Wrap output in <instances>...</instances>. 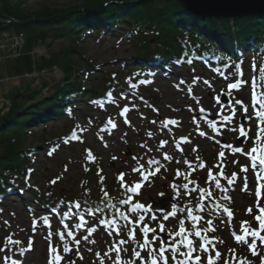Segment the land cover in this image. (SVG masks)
<instances>
[{
  "label": "trees",
  "instance_id": "obj_1",
  "mask_svg": "<svg viewBox=\"0 0 264 264\" xmlns=\"http://www.w3.org/2000/svg\"><path fill=\"white\" fill-rule=\"evenodd\" d=\"M27 1L0 0V29L4 28L2 23L4 24V21L9 19L11 25L5 27V30L22 32L25 36L24 46L18 57L9 56L4 62L0 60V80L33 73L40 78L42 73L55 69L58 70L60 77L57 81L53 79L51 85L41 84L39 86L34 85L35 78H32L23 86L13 89L5 97L8 105L3 108V111L0 110V205L3 201L18 200L25 210L31 215H37L38 218H40L38 213L52 215V210L55 213L58 212L59 219L63 217L65 211L71 210L74 213L78 211L79 215L75 216L74 221L72 218L65 219L73 224L71 228L73 237L66 236L67 240H65L68 242V247L75 249V246L77 248L82 246L85 251L101 253L99 264H113L115 253L111 251V246L116 244L118 239H127L129 227H140V225L122 227L121 235L117 237L115 228L125 225V221L118 220V224L111 230V235H109V230L99 223L100 220L113 219L116 209L125 212V205L121 204V200L126 199L128 194L119 186L117 178V174L122 172V169L117 166L114 168L113 164L109 163L113 174L111 179L107 178L101 168V162L86 144L81 142L82 157L80 160L84 168L81 171L82 178L75 187L79 189L78 194L65 192V189L71 190L72 186H68L66 181L60 182L59 179L55 180V183H51L54 180L49 181L50 184L44 186V189L37 186L27 187L25 182L32 178L35 171L34 165L38 158L39 149L30 142L35 135L36 128L46 126L48 123L54 124L64 116H69L71 128H66L61 134V137L67 136L72 129H77L75 123L77 120H81L87 126L89 122L87 123L86 118L91 115L90 112L93 111L94 106H97L91 101H98V98L110 88L123 89L127 86L123 80L128 79L129 83H134L138 78L150 75L157 69L175 64L182 65L189 61H199L201 65L209 67L212 72L216 73L218 78H224L226 83L234 82L235 78L247 82L246 68L242 65L239 54L249 52L257 68L264 66V14L231 19L202 18L188 11L179 0H74L66 7H58L44 1L36 11L27 12L23 9ZM105 36L115 37L131 47L136 54L133 60L141 59L142 69L140 71L124 70V77L119 83L113 82V75L106 78L98 76L103 72L96 71V66L84 58L77 43L89 37L102 38ZM57 41L64 42L65 47L58 52L50 53L48 58L31 55L37 47H44L47 43ZM237 63H241L242 76L236 72ZM254 75L261 84H264V74L257 71L253 72L252 77ZM91 77H94L97 84L86 88V83ZM246 84L252 89L248 82ZM259 90L264 91V88ZM131 94L136 95L133 92ZM82 98H86L85 113L81 112V109H76L74 104L76 100ZM136 98L141 99V97ZM91 120L90 123L93 125L95 119ZM99 124L102 125L104 122L100 121ZM251 131H253L252 128ZM255 134L256 126L252 137ZM54 138L57 139L42 138L41 147L48 151L51 143L60 140L58 136ZM247 143L252 145V141ZM86 150L91 151L95 158L94 162L87 160ZM149 158L154 157L146 153L140 163L131 157L130 162L127 163V169L123 171L126 173L125 180L129 183L139 180V174L133 173L132 168L137 167L138 164L146 165ZM187 160L197 166L189 179H195L196 186L202 185L214 193L211 199L205 198V212L199 214L202 219L196 223L204 235L217 238V241H223L222 244L216 242V248L220 251L224 239L216 219L220 220L224 216L220 214L222 208L216 210L212 206L223 204L232 207V200L229 202L223 198L224 196L231 198L232 187L226 185V179H222L221 183L228 187V191L221 193L215 189L214 183L211 187L204 183L209 169L218 173L219 169L214 167L218 165V162L209 163L199 153L195 158H187ZM160 161L163 165L160 172L151 177L150 182H144L139 195L134 197V202L145 206L151 205L153 209L162 207L170 211L171 206L167 203L173 195L170 183L183 185L186 182L183 175L177 178L176 172L179 169L187 174L191 169H188L187 165L179 167L173 160L161 159ZM200 163H205L206 167L200 169L198 167ZM85 168L89 170L85 171ZM229 168L231 166L224 170L226 178H228ZM98 169L102 170L99 176L97 175ZM100 176L104 177L102 183ZM163 188L165 191L162 190ZM158 189L161 191L157 192ZM105 191L108 193L107 197L104 196ZM161 192L165 193L163 197L159 195ZM148 193L155 194L158 203L154 204L149 200L151 195ZM173 202L177 204L178 209H185V211H178L176 217H169L166 221L163 220V214L160 212L149 213V216L155 214L157 219L152 221L146 216L145 223L155 228L157 232H159V224L163 223L165 231L159 232L163 239L174 236V233L179 230V220L184 219L186 221L185 235L191 232L189 238L198 242L194 230L191 229L193 222L186 218V209L192 207L194 214L198 215L195 207L201 202L199 193L182 194ZM75 203L81 205L79 210L73 208ZM99 208H103L104 211H96L95 215H92L93 210ZM125 214L131 219L132 214L127 212ZM80 215L83 216L85 223L83 227L75 228L74 223L79 222ZM87 218L95 220L96 223L89 225L85 220ZM208 219L213 220V227L216 229L213 232H204ZM1 222L0 214V225ZM90 226L96 231L86 241L83 237L87 235V229ZM151 235L152 233L149 234V238ZM140 237L141 234L137 232V238L140 239ZM74 238H78L80 243L76 244ZM157 245L159 246V241L156 242L155 246ZM122 247L127 249L120 254L122 260L126 261L131 258V251L137 245L129 242ZM0 249H3L0 251V264H11L9 258L14 256L13 248L8 247L3 238L0 239ZM105 252L109 255H105ZM166 255L170 254L166 253ZM212 255L215 253L213 252ZM235 255L236 258L239 257V260L251 257L250 252L246 254L235 252ZM227 260L230 264L233 258ZM248 262L258 264L252 259Z\"/></svg>",
  "mask_w": 264,
  "mask_h": 264
},
{
  "label": "rangeland",
  "instance_id": "obj_2",
  "mask_svg": "<svg viewBox=\"0 0 264 264\" xmlns=\"http://www.w3.org/2000/svg\"><path fill=\"white\" fill-rule=\"evenodd\" d=\"M44 1L47 4L66 7L74 0H28L23 9L27 12L36 11ZM2 25L6 26L3 23ZM3 32L6 33L5 30H2L0 33ZM2 39L4 38L2 37ZM13 39L14 36H12V40ZM77 46L84 54V58L96 66V71L100 70L103 72V74H98V76L106 78L113 75L112 80L114 83L122 82L124 70H132L140 62L139 60H133L136 58L134 50L115 37H89L84 41L78 42ZM44 47H37L32 51L31 55L48 58V56L51 55L50 53L58 52L62 47H65V43L57 41L51 44L47 43ZM9 48L6 49L7 53L4 56L9 55ZM20 49H22V47L18 48V50ZM5 60L7 59L1 60V62ZM247 61H249V59ZM246 67H249L248 63ZM121 70H123V72H121ZM35 74L36 73L25 74L21 77L8 78L0 82V110H4L3 107H1L3 103H8L5 99L7 94L13 89L19 88L31 81L32 78H35L34 85L39 86L41 84L51 85L53 79L57 81L60 77L56 69L50 70L48 73H42L40 78ZM162 74L166 75L167 70H164ZM36 77L39 79L38 81ZM207 79L208 77L205 69L198 67L196 64H194V66L183 65L174 69L173 74L167 80H159L153 77L150 78V83L142 85L140 88L137 87V82H135L138 95L146 100L149 105L145 103H134L129 99L130 96H127L123 91L119 94H114L112 102L117 99L124 100L125 102L121 104L129 108L128 114H125L129 123H122L121 119L117 118L118 116L113 110V107L109 105L105 109L108 115L104 117H106V119H111L113 123L117 125V127L112 128V136H107L105 134V137H102L100 143L96 142L97 140L93 135V130L85 129L84 134V142L87 148H89L94 156H96L97 160L101 162V168L107 178L111 179L113 174V172L110 171L111 168L109 163H112L114 168L116 166L119 169L121 168L123 172L127 169V163L130 162L131 157H139V161L142 162L146 153L157 159H161L159 158L161 154L167 153L174 160L179 161L178 164L181 166L185 161V158H183L184 155L187 158L191 156L193 159L199 152L202 154L203 159L209 163L218 161V163L222 162L225 168L231 166L230 177L233 172H239L240 166L249 164L248 160L243 158L242 155L236 157L235 155L238 153L232 154L230 149L221 148V144L233 145L237 138L234 133L231 135L223 134L224 130L222 128L230 124L229 122L222 123V117L231 114L226 112V109H221V107L215 103L219 97V91L221 89L220 84L210 82ZM123 81L124 84H129L127 79ZM204 81L208 83L205 84ZM96 84L94 77H91L86 83V88ZM190 89L191 91H189ZM85 99L86 98H82L80 99L81 101L77 102L76 109H82L81 112H86L84 109ZM151 109H155L157 113L153 112ZM189 109L193 110L190 111ZM201 109L209 114V119L213 117L215 120L220 121V130H217V132L220 133V137L214 134L209 124H206L209 119L203 120L200 118L201 115L199 112ZM92 113H94L93 116L95 117L101 115V112L98 111L90 112L91 115ZM239 116L240 115H236L233 120H236ZM87 119L89 120L90 116H88ZM165 119H172L178 121V123L176 125H169L165 128L162 126V122ZM152 121H156V123H152ZM75 123L77 129H79L78 126L83 127L85 125L81 120H77ZM70 126L71 124L68 120H61L54 122V124L48 123L46 126L36 128L35 135L30 142L34 147H38L39 151L36 164L34 165V174L28 182L30 185H36L38 188L44 189V186L50 184L49 181L59 179L60 182L66 181L67 184H69L68 186H72L71 190L66 187L68 189H65V192L68 191L73 194H78L77 191L79 189L75 187L77 183L79 184L80 178H82L81 171L84 168L80 160L82 157V146L80 143L76 144L73 141L71 142V139H69L68 143L54 141L57 139L54 138V136L60 137L63 133L62 131L66 128H71ZM235 126L236 124L233 123L234 128ZM84 127L87 128L88 126ZM201 131L205 133L203 137L199 135ZM149 133L152 135L149 136ZM251 136H253V133ZM181 137H186L187 140L190 141V143L180 144V149H182V151L177 149L176 146ZM42 138L54 139L52 140L54 143H51V146H57V149L55 152H52L51 155L41 147ZM161 140L168 142L163 148L159 147ZM217 141H219V143H217ZM142 145L146 146L142 147ZM194 148L196 151H193ZM220 151L225 152V159L223 161L218 157ZM113 157H116V159H113ZM234 158H237V160L239 158V166L237 168L234 167L232 163ZM217 168L218 167H216V169ZM234 168H236V170L233 171ZM243 176L244 173L238 176L240 178L235 183V190L230 192V196L232 195V207L230 209L234 219H232L231 222L223 220L224 224L219 222L221 220L216 219L218 221V227H220L222 231L225 243V246H222L223 255L230 252L229 249L237 248L241 251H246L248 249L247 245L238 244L232 235V233L238 235L242 234L241 226L247 220L246 210L250 206L255 210L256 182L254 176L251 172L247 173L249 191H242ZM162 190L165 191L164 188ZM156 191L159 192L161 190L158 189ZM148 194L151 195L149 200L154 204L158 203L155 194ZM1 212L2 222L0 225V239L3 238L6 240V245L13 248L12 252H16L15 256L11 258L14 261H18L20 264H48L49 241L44 234L45 230L42 229L33 233L32 221L28 213L23 210L20 203L6 202L4 207L1 208ZM50 222L53 230H65V228L61 227L58 220H51ZM254 226L257 227V224ZM47 232L49 233L48 230ZM30 238L31 251L28 250ZM65 240H67L66 237ZM16 241H19V243H15ZM248 241L249 243L251 242V237L248 238ZM63 243L68 244L66 241H63ZM52 244L56 247L57 251L64 256V260H62L60 264H65V261H75V264H99V254L101 253H96L94 251L88 252L85 251L84 248L75 250L77 248L75 246L69 259L68 253L65 254L63 252V246L59 239L56 240V238L53 237ZM257 245L258 256L260 257V255H264V246H260L259 241H257ZM80 257H82V259Z\"/></svg>",
  "mask_w": 264,
  "mask_h": 264
},
{
  "label": "snow or ice",
  "instance_id": "obj_3",
  "mask_svg": "<svg viewBox=\"0 0 264 264\" xmlns=\"http://www.w3.org/2000/svg\"><path fill=\"white\" fill-rule=\"evenodd\" d=\"M188 63H191L189 61ZM236 72L239 73L241 76L243 75L241 70V63H237L235 65ZM252 71L255 73L259 71L261 74H264V66H261L257 68L255 64L252 65ZM198 79V78H197ZM140 84H147L150 83L148 80H141L139 82ZM205 84H207V81H204ZM247 83L242 80H237L236 82H230L227 85L228 93L227 95L232 96L233 90H240L241 85ZM132 87H136L135 84H132ZM251 108H252V116H249L247 113L249 111L248 106L243 104V101L241 100H235V104L240 106L241 114L239 116V119L235 120V124L238 125L237 128L231 129L232 131H236L238 133L237 140L240 141L239 144L236 146L233 145H225L221 144V148H228L231 149L232 154H241L244 155L248 161L249 164L242 165L240 167V172L244 173L243 179V186L242 191H249L248 188V177L247 173L249 169L253 171V174L256 179V190H255V210L253 207H249L246 210V214L253 217V219L256 221L257 227L256 228H246L241 226V232L242 234L238 235L236 233H232L234 236L235 241L238 244H245L247 245L251 255L253 257H256L259 255L257 251V241L260 242V246H264V204L261 203V200L264 199V195H262V190H264V91H260L259 89L264 88V84H261L255 77L253 76L252 82H251ZM191 91V89L189 90ZM108 102L111 103L113 101V94L112 92L107 93ZM92 104L99 103L98 101H91ZM146 103V102H145ZM103 106V105H101ZM192 111L193 109H189ZM237 109H232L231 115H226L222 117L221 122H233V118L237 115ZM129 112V108L125 107L122 111L119 112V115L121 117H124L126 113ZM201 112H203V109H201ZM203 118L202 116L200 117ZM255 120L256 121V134L254 137L250 136L249 133L251 131V128H245L244 124L241 123V121H244L245 123L251 122ZM125 123H129L127 119L124 121ZM108 125H111V128L117 127L115 123L111 119L108 120ZM152 123H156V121H152ZM178 121L172 120V119H165L162 122L163 127H167L169 125H176ZM209 127L213 129V131H217L216 125L212 123V121H209ZM100 131H110V129L102 128ZM152 134L149 133V136ZM200 136H204L205 133L201 131L199 133ZM71 140H77L79 139L76 132L73 131L70 138ZM248 140H252V146L245 151L243 145L247 143ZM64 143H68L69 140L66 139L63 141ZM82 142V141H81ZM168 142L165 140H161L159 143V147L163 148L165 144ZM181 143H190V141L187 140L186 137H181L180 141L177 142L176 146L177 149H180ZM219 143V141H217ZM107 146V145H105ZM146 145H142V147H145ZM53 151H56L55 148L52 149V151L49 152V155L52 154ZM193 151H196L194 148ZM87 152V160L89 162H94V156L91 154L90 150H86ZM218 157L221 161L225 159V152L220 151L218 153ZM113 159H116V157H113ZM133 160L139 161V157L133 156ZM163 160L165 161H171L172 157L169 156L167 153H164ZM197 160H199V157H197ZM179 163V161H177ZM185 165H187L188 169H191V171L187 172V174L182 173L179 169L176 172V177H180L183 175V179L186 181L183 183V185H177L175 183H170V188L172 189L173 195L171 198L167 201V203L170 204L171 208L170 211L166 210L164 208H158L153 209L151 205L145 206L142 203L134 202V197L136 195H139V190L142 188V185L144 182H150V178L155 176L157 173L160 172L161 167L163 165L161 164L160 160H157L155 158H149L146 161L145 164H138L137 167L132 168L133 173L139 174V180H137L135 183H129L125 180L126 173L120 172L117 174V178L119 181V186L124 189L125 193H127V198L121 200V204L125 205V212L132 214L131 219L129 218V215H126L125 212H121L119 209H116V212L114 213V218L110 220H100L99 223L104 225L106 229L109 230V235L112 234V229L114 226L118 224V220L125 221V225L116 227L115 233L116 236L119 237L121 235V228L122 227H128V225H140L139 228H132L129 227L127 231V239H118L117 243L111 246V251L115 253L113 264H205V255H206V264H218V261L221 260L222 254L219 250L216 248V242L223 243V241H217V238L214 237H208L202 233L201 230H199L198 225L196 222L201 221L202 217L201 215L194 214V209L192 207H188L186 209V218L187 220L192 221L191 229L194 230V235L196 238H198V242L194 241L193 239L189 238L191 236V232H189L188 235H185L186 228L185 223L186 221L184 219L179 220V230L174 233V236L171 240H169L167 237L161 238L159 235V232L165 231V225L163 223L159 224V232L155 228L149 227L147 223H145L146 216L151 219L152 221H155L157 219L155 214H152L149 216V213H155L160 212L163 214V220H168L169 217H176L179 212H184L185 209H178L177 204L174 203L178 197H180L182 194H188L191 195L193 193H199V199L200 203L195 207V212H202L205 208V198L211 199L214 195L212 191H209L207 187L204 186H196L197 181L195 179H189L190 176H192L193 172H195L196 167L191 161L185 160ZM233 164L239 163L238 160H233ZM200 169H204L206 167L205 163H200L198 165ZM214 167H218L219 171L218 173H214L212 169L208 170V175L204 179V183L208 184L209 187H211L214 183L215 189L219 190L221 193L227 192L228 187L222 185L221 180L226 179L227 186L234 185L237 180L240 178L238 177V174L233 172L230 178L225 177L224 172V166L223 164L216 165ZM67 170V169H65ZM88 168H85V171H88ZM102 170L98 169L97 175H100V172ZM104 180L103 176H100V182L102 183ZM56 181H52L51 183H55ZM192 185V187H190ZM160 196H164L165 193L161 192L159 193ZM104 196L107 197L108 193L105 191ZM225 200L231 201V198L229 196L223 197ZM214 209L219 210L221 209L220 204H214L212 206ZM73 208L76 210H79L81 208V205L79 203H75L73 205ZM96 211L103 212V208H99L97 210H93L92 215H95ZM221 216L226 215L228 218V221L231 222L233 213L231 209L227 206L222 207V213H220ZM79 215V212H72L71 210L65 211L63 214V217L60 220V223H63L65 219L72 218V220H75V216ZM43 225L47 228L50 227L49 224V217L43 216L42 218ZM223 223V219L221 221ZM84 219L83 216L80 215L79 222L74 223L75 228H81L84 225ZM93 223H96L95 220H93ZM247 223V222H244ZM207 227L204 229V232H213L216 229L213 227V220L208 219L206 221ZM73 227L72 223L65 224L64 228L69 229L66 233L63 231H58L57 235L59 237L60 242L63 246V252L69 253L72 251L68 247L67 243H63L65 240V237H73V231L71 228ZM37 228V222L33 220V232L36 231ZM96 231L94 227H88L87 229V235L83 237L84 240H88L90 236ZM137 232L141 234L140 239L137 238ZM152 233L151 238H149V234ZM171 235V234H169ZM179 238L178 240L176 238ZM251 237V242L249 243L248 238ZM46 239L49 241V260L48 264H60L62 260H64V256H62L57 249L53 246L52 240H53V234L51 232L48 233L46 236ZM142 239V242H141ZM75 243L79 244L80 241L78 238H74ZM159 241V246L156 247V242ZM129 242L134 243L137 245L136 248H133L131 251V258L128 260H122L121 252L127 251V249H124L122 246L125 244H128ZM15 243H19V241H16ZM31 238L29 241V248L28 250L31 251ZM0 251H3V249H0ZM230 252L233 253V258H235V249H229ZM215 253V255H212V253ZM166 253L170 255H166ZM78 254V253H77ZM105 255H109L108 252H105ZM82 259V257H80ZM224 259V264H228V260L226 258ZM12 264H19L18 261H13ZM65 264H75V261H65ZM240 264H249L248 261H240ZM260 264H264V255H260Z\"/></svg>",
  "mask_w": 264,
  "mask_h": 264
},
{
  "label": "water",
  "instance_id": "obj_4",
  "mask_svg": "<svg viewBox=\"0 0 264 264\" xmlns=\"http://www.w3.org/2000/svg\"><path fill=\"white\" fill-rule=\"evenodd\" d=\"M193 14L203 18H236L264 14V0H179Z\"/></svg>",
  "mask_w": 264,
  "mask_h": 264
},
{
  "label": "built area",
  "instance_id": "obj_5",
  "mask_svg": "<svg viewBox=\"0 0 264 264\" xmlns=\"http://www.w3.org/2000/svg\"><path fill=\"white\" fill-rule=\"evenodd\" d=\"M2 37L4 39H2ZM22 44L23 36L21 34L14 36L13 40L9 34H2L0 36V56L4 53L5 49H7L8 46H11V49L15 51L17 48H20Z\"/></svg>",
  "mask_w": 264,
  "mask_h": 264
}]
</instances>
